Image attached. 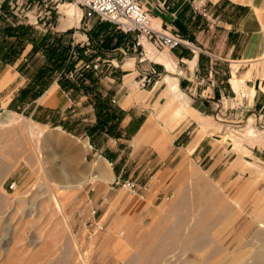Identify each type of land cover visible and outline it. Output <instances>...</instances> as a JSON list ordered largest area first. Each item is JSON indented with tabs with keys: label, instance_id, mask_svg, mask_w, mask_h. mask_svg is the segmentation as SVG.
Wrapping results in <instances>:
<instances>
[{
	"label": "rangeland",
	"instance_id": "obj_1",
	"mask_svg": "<svg viewBox=\"0 0 264 264\" xmlns=\"http://www.w3.org/2000/svg\"><path fill=\"white\" fill-rule=\"evenodd\" d=\"M81 14L72 0H0V119L14 116L0 123V264H264V91L217 137L224 147L212 174L192 155L153 202L141 175L147 155L131 154L121 111L99 90L110 69L101 48L143 46ZM96 60L97 73L83 69ZM53 81L83 97L77 107L91 105L92 120L72 115L66 129L25 106Z\"/></svg>",
	"mask_w": 264,
	"mask_h": 264
},
{
	"label": "crops",
	"instance_id": "obj_2",
	"mask_svg": "<svg viewBox=\"0 0 264 264\" xmlns=\"http://www.w3.org/2000/svg\"><path fill=\"white\" fill-rule=\"evenodd\" d=\"M197 1L141 0L151 25L180 35L193 47L155 50L143 40L139 51L124 53L112 42L109 48H101V67L110 69L99 90L104 94L109 89L108 97L115 99L111 106L121 111L118 129L127 137L131 154L147 155L141 175L147 172V192L153 202L163 191L158 186L192 155L205 159L212 174L215 162L221 160L215 155L224 147L217 137L228 133L247 108L260 104L264 91V60L260 59L264 0H204L207 17L194 9ZM4 39L0 35V42ZM5 90L4 100L11 88ZM82 102L83 97L73 98L71 88L53 81L40 98L25 106L32 105V112L41 109L46 118H56L65 127L72 115L92 120V106L77 107ZM218 121L221 128L213 130ZM151 189L157 191L152 195Z\"/></svg>",
	"mask_w": 264,
	"mask_h": 264
},
{
	"label": "built area",
	"instance_id": "obj_3",
	"mask_svg": "<svg viewBox=\"0 0 264 264\" xmlns=\"http://www.w3.org/2000/svg\"><path fill=\"white\" fill-rule=\"evenodd\" d=\"M72 1L80 7L81 16L87 18L98 17L113 23L124 33H134L135 44L137 46L141 45L143 40H148L153 46L164 49H173L179 45L193 47L191 43L183 39L180 35L151 25L149 14L142 7L141 0ZM193 7L204 17L208 16L204 7V0H198ZM260 57L264 59V39ZM83 69L97 73L100 70V64L98 60L85 62L83 63ZM124 186H126L130 194H138L139 187L135 181L128 180L124 183ZM14 187L15 182L10 185V188Z\"/></svg>",
	"mask_w": 264,
	"mask_h": 264
},
{
	"label": "bare ground",
	"instance_id": "obj_4",
	"mask_svg": "<svg viewBox=\"0 0 264 264\" xmlns=\"http://www.w3.org/2000/svg\"><path fill=\"white\" fill-rule=\"evenodd\" d=\"M74 4H75V3H74ZM75 5H76V4H75ZM76 6H77V5H76ZM73 8H74V7H73ZM72 11H73L74 13H76V14L79 13V11L77 10V8H74ZM260 59H262V58L260 57ZM262 60H264V59H262ZM13 117H14V116H13ZM13 117L10 116L8 112H5V113L3 114V118L0 119V123H13V122H12ZM103 176H104V175H103ZM99 178H102V175H99ZM106 179H107V178H106Z\"/></svg>",
	"mask_w": 264,
	"mask_h": 264
}]
</instances>
